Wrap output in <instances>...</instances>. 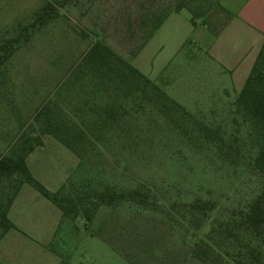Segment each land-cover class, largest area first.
I'll use <instances>...</instances> for the list:
<instances>
[{"label": "rangeland", "instance_id": "rangeland-1", "mask_svg": "<svg viewBox=\"0 0 264 264\" xmlns=\"http://www.w3.org/2000/svg\"><path fill=\"white\" fill-rule=\"evenodd\" d=\"M180 2L219 25L226 17L219 2L231 14L237 1ZM175 5L176 0H0V40L24 33L0 72V153L24 137L33 143L38 137L41 144L35 143L26 162L49 191L66 185L70 192L88 182L123 191L140 186L152 202L147 208L126 202L100 206L89 222L79 216L60 223L59 209L24 184L10 217L26 237L10 231L2 263L197 264L192 245L218 214L194 229L185 207L196 200L219 209L238 207L257 194L261 180L249 166L255 133L233 105L241 88L209 57L216 36L203 19L193 23L190 12L175 13ZM165 15L171 16L155 29ZM96 41L188 115L182 123L181 113L163 111L160 103H145L138 113L129 108L124 126L105 130L81 162L55 138L41 134L33 116L50 100L76 121L92 120L89 108L105 101L95 97L97 79L81 62ZM196 122L238 144L240 151L226 154L225 145L205 143Z\"/></svg>", "mask_w": 264, "mask_h": 264}, {"label": "trees", "instance_id": "trees-1", "mask_svg": "<svg viewBox=\"0 0 264 264\" xmlns=\"http://www.w3.org/2000/svg\"><path fill=\"white\" fill-rule=\"evenodd\" d=\"M67 1L69 3L72 0ZM180 1L176 0L174 12L188 10L193 23L202 18L203 25L215 36L223 31L231 19V14L220 2L219 8L226 17L218 25L207 18L206 14L190 11ZM164 18L160 19L155 29ZM22 40L23 32L0 40V72ZM81 63L97 79L98 84L93 91L95 97L105 101L101 106L89 108L92 120L76 121L50 100L41 105L33 116L41 134L55 138L76 154L81 162L85 160L86 154L93 152L96 142L104 137L105 130L124 126L123 118L129 115V108L138 113L144 109L145 103H160L163 111L181 113L182 123L186 122L185 116L188 114L183 107L171 101L149 78L105 43L94 42L85 52ZM233 105L242 117V122L248 124L250 129L253 128L255 133L249 166L261 180V186L257 194L243 206L219 209L208 200H196L185 207V212L192 217L194 229H198L203 221L209 219L210 214H218V218L211 221L210 230L192 245L190 255L197 264H264V43ZM196 124V131L205 143H214L219 148L225 145L222 149L226 154L240 151L236 147L238 144L226 142L224 136L216 133L209 125L203 122ZM34 140L36 145L41 144L38 137ZM35 143L24 137L13 143L9 152L0 153V238L9 230L16 229L8 218V212L24 184L31 186L59 209L60 223H73L79 216L89 222L100 206L114 207L123 202L142 208L151 206L148 189L140 186L123 191L103 185L93 187L88 182L70 192L66 185L55 192L49 191L33 177L26 162Z\"/></svg>", "mask_w": 264, "mask_h": 264}, {"label": "crops", "instance_id": "crops-1", "mask_svg": "<svg viewBox=\"0 0 264 264\" xmlns=\"http://www.w3.org/2000/svg\"><path fill=\"white\" fill-rule=\"evenodd\" d=\"M236 1L235 8L230 9L231 19L223 31L215 37L216 40L215 43H213V48L210 50L211 55H209V57L213 58L225 72L231 75L235 86L237 83V87L242 88L257 54L264 43V0ZM224 8L229 10V7ZM171 15L167 16L162 24ZM20 191L8 212V218L15 225L16 229L9 230L1 238V254H5V246L7 245L6 239L10 237V231H15V233H17L16 235L22 234L26 237V235L19 229L17 223H15L10 217L12 211H15L13 207L16 205ZM57 224L58 223H56V226ZM16 237L19 236H14L13 240H15ZM0 262L2 263L1 257Z\"/></svg>", "mask_w": 264, "mask_h": 264}]
</instances>
